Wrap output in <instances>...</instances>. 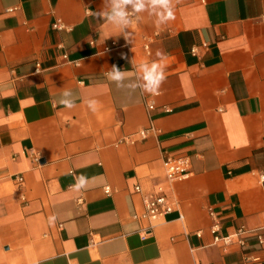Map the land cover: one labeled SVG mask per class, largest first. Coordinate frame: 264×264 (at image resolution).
<instances>
[{"label": "crops", "instance_id": "obj_1", "mask_svg": "<svg viewBox=\"0 0 264 264\" xmlns=\"http://www.w3.org/2000/svg\"><path fill=\"white\" fill-rule=\"evenodd\" d=\"M173 5L126 40L93 15L104 0H0V264H264L254 234L226 248L211 233L264 236V0ZM153 61L158 95L132 70ZM166 157H187L189 176L167 183ZM159 186L174 207L149 223L142 195Z\"/></svg>", "mask_w": 264, "mask_h": 264}, {"label": "clouds", "instance_id": "obj_2", "mask_svg": "<svg viewBox=\"0 0 264 264\" xmlns=\"http://www.w3.org/2000/svg\"><path fill=\"white\" fill-rule=\"evenodd\" d=\"M145 11H150L156 16L157 26L166 24L175 18L173 0H104V7L100 11L94 12L93 15L98 20L102 19L117 28L127 40L131 33L126 30L129 29L134 20L138 21L139 14ZM132 65V70L139 69L141 72L140 80L143 82L136 86L141 87L148 94L158 95L160 86L166 79L164 66L156 61ZM129 75L130 71L121 70L116 65H113L106 73L107 79L115 83L118 88L125 86L124 82L129 79ZM60 103L69 109L76 106L75 98L70 89L63 91ZM86 103L92 111L97 110L98 101L89 99ZM85 183L86 178L81 177L77 187H83ZM49 219L54 221L55 217Z\"/></svg>", "mask_w": 264, "mask_h": 264}, {"label": "built area", "instance_id": "obj_3", "mask_svg": "<svg viewBox=\"0 0 264 264\" xmlns=\"http://www.w3.org/2000/svg\"><path fill=\"white\" fill-rule=\"evenodd\" d=\"M10 9L9 11H11ZM55 29L62 28V24L60 21L52 25ZM147 48V47H146ZM194 53V49L191 50ZM154 108L153 103L147 104V109L151 111ZM167 112V109H166ZM150 130H141L136 133L141 139L147 137L148 132ZM128 141H132L127 139ZM35 162H38V158L34 157L33 159ZM189 169H190V162L187 157H166L164 160V170H165V177L167 183H173L175 181H179L182 179H186L189 176ZM15 180L20 187L23 183V178L21 176H15ZM260 181L264 182V173L260 174ZM106 192L109 194L110 190L107 187ZM135 192L141 193V188L139 186L135 187ZM24 199V196L21 194L20 196ZM142 201L144 205V212L141 215L142 219L147 220L149 223L157 222L160 218H162L165 214L171 212L173 210L174 204L170 201V199L166 196L164 192V187L159 186L157 188L156 193L153 194H144L142 195ZM210 215L214 216V213L210 211ZM219 232V224L214 223L211 227V233L214 235V241L216 243H222V245L226 248L236 245L238 247H242L246 244L245 236L248 234H254L259 241V243H264V236L258 233V230H249L244 227L239 228L234 234L220 236ZM148 232L143 231L141 233V238L146 239Z\"/></svg>", "mask_w": 264, "mask_h": 264}]
</instances>
